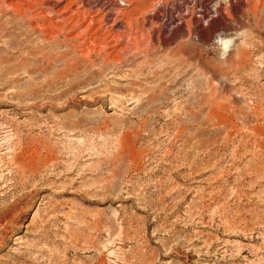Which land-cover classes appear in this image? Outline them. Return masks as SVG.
<instances>
[{"label": "rangeland", "instance_id": "obj_1", "mask_svg": "<svg viewBox=\"0 0 264 264\" xmlns=\"http://www.w3.org/2000/svg\"><path fill=\"white\" fill-rule=\"evenodd\" d=\"M129 1L92 7L107 63L66 77L65 46L0 30V264H264V0ZM219 21L248 30L234 67Z\"/></svg>", "mask_w": 264, "mask_h": 264}, {"label": "bare ground", "instance_id": "obj_2", "mask_svg": "<svg viewBox=\"0 0 264 264\" xmlns=\"http://www.w3.org/2000/svg\"><path fill=\"white\" fill-rule=\"evenodd\" d=\"M12 1L13 0H0V20L4 19V21L0 23V30L3 32H7L8 31L7 26L11 25V27L13 26L11 28L12 31L9 29L11 31V34L19 38L22 35H24L23 28L26 27V29H28L29 36L33 35L34 33L36 34L37 32L40 35L38 36L42 37L45 43L48 42L54 45L62 44L63 46H65V48H67L66 52L54 56L57 61L63 60V64H62L63 70L61 73L64 76L67 74L76 73L77 70H80L82 68L84 69V66L86 67L87 65L94 67V63L92 61L93 57L96 59H99L100 60L99 62L101 64L107 63L106 61H107L108 55L106 54V49L109 47V43L106 40V37H105L106 35L104 36L102 35V37H99L97 35L98 34L97 32L99 29L95 31L97 34L95 32H93V34H89V32L92 30L93 25L96 24V22L93 19L89 20L90 21L89 25H87L83 29H80L82 22L85 21L86 17L90 15V13H92V7H95V10H94L95 13L102 14L101 18L104 21L105 19L112 17L111 15L115 17H119L118 20L116 19V22L114 20V23L118 24V23H122L120 21V17L123 15V13L119 11V9L130 5L129 0H92L93 1L92 4L89 3V0H37V1L27 0L25 2L24 0H17L15 4H13ZM261 1L262 0H255L254 8H256L258 4H261ZM62 2L63 3L66 2L65 6L61 8L62 10L60 9L61 10L60 14L62 16L64 13H67V12L69 13V10L71 9L73 5H76L78 7L75 10H73V14H71L70 17L64 18L61 16V19H59L60 25L54 26L52 22L50 21L47 22L43 18L42 15L47 12L49 13V15H54L58 13L56 10V5ZM256 9L254 11H256ZM33 12H37V13L33 14ZM252 15H255V14H252ZM200 16L203 17V14H201ZM71 23H72V26L69 29H66V27H68ZM136 23H137L136 20L134 21L130 20L129 22L123 23V26L120 27L123 33L120 36L118 35V37L115 40L116 45H113L117 47L118 46L121 47L122 45H124V47H121L119 51L117 50L118 53H121V54L123 53L125 56L130 55L131 57H133L137 51L140 53L139 51L140 42H139L138 35H137L139 30H138V27L136 26ZM215 27H217L218 32L225 33L226 25L224 23H220L219 21V23H217ZM16 30H18L17 33H15ZM77 30H79L80 32H78V34L74 37V39L79 40L81 38L82 41L78 42L77 46L79 47V50L75 51L74 44H72L73 39L67 38L66 34L77 31ZM188 30H191V29H188ZM59 36L62 38L61 40ZM201 36L204 38L205 34H202ZM107 37H110V35ZM124 38H126V41L123 44L122 39ZM241 52H242L241 50L236 49L235 53H230L228 59L226 60L227 63L230 66L238 64ZM70 54H73V55L71 56V58L67 59V57L70 56ZM49 61L50 60L47 58L44 62L45 65L47 66L50 65Z\"/></svg>", "mask_w": 264, "mask_h": 264}, {"label": "clouds", "instance_id": "obj_3", "mask_svg": "<svg viewBox=\"0 0 264 264\" xmlns=\"http://www.w3.org/2000/svg\"><path fill=\"white\" fill-rule=\"evenodd\" d=\"M226 3L227 0H213L212 9L219 8L221 3ZM248 30L239 29L231 33L218 32L213 37L210 44L206 48L216 52L217 58L220 61H226L230 53H235L236 49L247 43Z\"/></svg>", "mask_w": 264, "mask_h": 264}]
</instances>
